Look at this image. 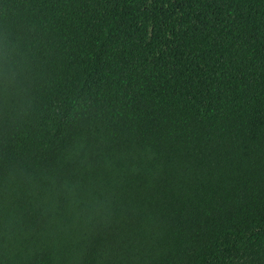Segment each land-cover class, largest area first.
Returning a JSON list of instances; mask_svg holds the SVG:
<instances>
[{"label": "trees", "instance_id": "16d2710c", "mask_svg": "<svg viewBox=\"0 0 264 264\" xmlns=\"http://www.w3.org/2000/svg\"><path fill=\"white\" fill-rule=\"evenodd\" d=\"M0 264H264V0H0Z\"/></svg>", "mask_w": 264, "mask_h": 264}]
</instances>
